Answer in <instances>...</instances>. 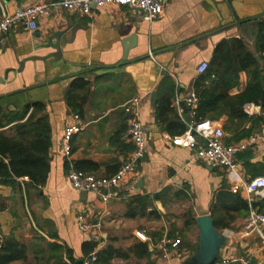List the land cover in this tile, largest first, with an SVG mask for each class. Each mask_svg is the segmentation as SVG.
<instances>
[{
    "label": "crops",
    "instance_id": "crops-1",
    "mask_svg": "<svg viewBox=\"0 0 264 264\" xmlns=\"http://www.w3.org/2000/svg\"><path fill=\"white\" fill-rule=\"evenodd\" d=\"M56 1L0 0V19L3 14ZM262 21L264 0H169L164 13L152 22L126 8L108 6L92 10L90 16L56 8L38 19L33 32L13 27L0 43V121L20 114L27 105L42 103L52 146L50 170L42 186L34 187L24 177L13 183L0 180V250L8 239L26 250L24 260L10 264H81L87 256L83 245L88 242L95 244L94 252L148 245V258L129 254L111 264H185L197 250L199 233L196 241L187 240L173 255L165 258L162 252L170 249L169 242L181 243L192 227H184L186 220L176 209L186 207L194 218L210 214L214 193L228 179L222 170L195 159L192 151L172 145L171 136L156 118L157 89L165 76L170 77L176 85L172 108L186 126L195 123L194 115L185 112L184 100L199 76L196 67L209 63L216 46L228 39L243 41L254 53ZM126 46L130 48L124 60ZM77 78L89 84L80 114L68 107L65 98ZM246 85L242 72L230 96L241 93ZM133 98L140 99L138 114L146 151L130 188L115 192L107 203L93 192L71 188L67 181L70 169L109 176L132 152L129 116L123 107ZM244 112L261 114L254 104L246 105ZM226 121L227 116H222L211 122L224 130ZM76 122L85 129L72 138L71 155L66 158L61 150L64 128ZM249 126L246 123L243 128ZM253 162H264V142L255 150ZM158 195L154 206L161 219L126 216L133 198ZM254 202L263 205L260 211L264 214V196L255 197ZM78 214L99 228L80 233ZM246 218L220 232L224 245L219 264L249 255L253 264H264L258 239L240 237ZM182 222L184 229L179 228Z\"/></svg>",
    "mask_w": 264,
    "mask_h": 264
},
{
    "label": "trees",
    "instance_id": "trees-1",
    "mask_svg": "<svg viewBox=\"0 0 264 264\" xmlns=\"http://www.w3.org/2000/svg\"><path fill=\"white\" fill-rule=\"evenodd\" d=\"M258 27L254 53L238 39L220 42L213 52L207 70L197 76L192 85V90L198 98L194 115L196 122L218 121L222 116H227L224 130L230 136L225 139V144H233L264 130V21L260 22ZM242 72L247 76V85L241 93L230 96L229 93L238 85L239 74ZM88 91V82L82 78L75 79L66 92L68 107L80 114ZM175 98L176 85L170 77L165 76L157 89L155 109L158 123L171 137L181 135L187 130V126L172 108ZM249 104L260 107L261 114L248 116L244 107ZM184 109L186 113H191L190 109ZM246 123L250 124L247 129L243 128ZM4 128L6 129L0 131V180L13 183L16 179L27 177L32 186H42L50 170L49 151L52 146L51 126L45 106L42 103H32L14 117H2L0 129ZM254 153L255 150L249 149L235 157V161L244 170L243 176L246 180L264 176V162L254 163ZM243 194V189L234 188L229 180H225L214 193L210 216L218 232L230 229L237 219L248 215L249 206ZM156 200H160L159 195L157 198H133L128 202L126 216L161 219L154 206ZM255 205L262 211L263 205L259 202ZM195 225V218L189 213L184 227L187 229ZM183 232L185 233L182 230L181 235ZM182 239L180 247L189 243L185 237ZM94 249L95 244L91 242L83 245L86 255L94 252ZM25 254L26 250L22 244L8 239L1 246L0 264L24 260ZM97 254L103 264H111L114 259H126L129 254L139 259L150 256L146 243L137 244L126 251L107 247Z\"/></svg>",
    "mask_w": 264,
    "mask_h": 264
},
{
    "label": "built area",
    "instance_id": "built-area-1",
    "mask_svg": "<svg viewBox=\"0 0 264 264\" xmlns=\"http://www.w3.org/2000/svg\"><path fill=\"white\" fill-rule=\"evenodd\" d=\"M169 0H59L56 2L39 3L30 7L16 10L12 14H3L0 19V43L10 33L13 27L21 26L28 32L37 29V21L41 17H48L52 9H62L78 16H90L92 10L103 9L108 6H117L128 9L134 16L147 22H152L159 18L165 11ZM208 68V62H201L196 67L198 75L203 74ZM139 98H133L124 105V112L129 116L128 135L133 145L132 152L122 162L118 170L109 176L96 177L90 173H84L75 169H70L67 173V181L71 188L79 192H93L97 194L103 203H107L115 192L130 185L138 172V167L142 162L145 151V131L139 119ZM185 106L195 115L198 98L192 90L184 100ZM183 113V109L179 110ZM85 125L76 122L64 128L61 150L64 157L71 155V140L82 132ZM227 135L221 126L209 120L195 122L187 126V130L178 136L171 137L173 146L194 152L195 159L203 162L207 166L222 170L234 188H242L249 206V212L243 226L241 238L254 235L259 241V248L264 251V214L255 205L254 198L264 196V176H258L251 180H246L243 176L241 166L235 161L237 154L246 150H257L264 142V134L256 133L248 138L225 144ZM28 181L27 177L23 178ZM2 207L0 206V212ZM77 228L80 233H87L99 228V225H92L85 216H76ZM169 248H163L164 257L167 258L179 247V242H169ZM239 262L240 264H253L252 255L239 260H226L222 264ZM81 264H103L97 252H92L85 256Z\"/></svg>",
    "mask_w": 264,
    "mask_h": 264
},
{
    "label": "water",
    "instance_id": "water-1",
    "mask_svg": "<svg viewBox=\"0 0 264 264\" xmlns=\"http://www.w3.org/2000/svg\"><path fill=\"white\" fill-rule=\"evenodd\" d=\"M129 46L124 48L125 58ZM258 60L259 57H256ZM3 80H0L2 83ZM212 169V167H209ZM198 228L199 240L196 252L186 260L185 264H217L220 257V250L224 245V236L216 230L210 214L195 218Z\"/></svg>",
    "mask_w": 264,
    "mask_h": 264
},
{
    "label": "rangeland",
    "instance_id": "rangeland-1",
    "mask_svg": "<svg viewBox=\"0 0 264 264\" xmlns=\"http://www.w3.org/2000/svg\"><path fill=\"white\" fill-rule=\"evenodd\" d=\"M193 154H194V152H193ZM176 212H177V214H179L178 216L184 218V220H186L189 217V213H191V211L186 207L176 209ZM179 228L184 229L183 222L180 223ZM184 237L186 240L196 241L198 239V231H197L196 227L192 226L191 230L190 229L187 230V234H185Z\"/></svg>",
    "mask_w": 264,
    "mask_h": 264
}]
</instances>
